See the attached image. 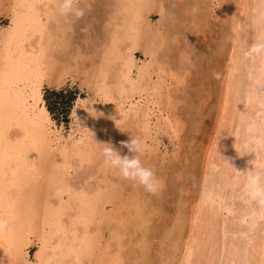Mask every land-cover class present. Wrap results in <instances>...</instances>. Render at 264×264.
Masks as SVG:
<instances>
[{
  "label": "bare ground",
  "instance_id": "bare-ground-1",
  "mask_svg": "<svg viewBox=\"0 0 264 264\" xmlns=\"http://www.w3.org/2000/svg\"><path fill=\"white\" fill-rule=\"evenodd\" d=\"M6 1L8 4L6 3L7 5L5 7H8L7 15L10 24L5 28H0V221L6 222L5 230L0 232V264H18L25 256V254L23 255L24 235L27 233L25 232V225L30 207L34 205L33 195H36L38 190H41L40 192L45 198L49 195L46 186H41V179L48 178L49 169L47 168L49 166L50 168L54 167L53 169H58L56 166L60 165L58 164L60 157H62L65 151L61 143L62 137H59L57 133H55V135L52 134L51 126L53 123L42 109L41 101L35 92L37 78L39 79L42 72L40 70V65L42 64H39V61L42 58V56L40 58V54L44 44L43 41L48 35L49 24H51L52 21H57L56 6L58 0ZM122 1L124 2L122 3ZM122 1V5H120L122 17L120 18L119 16L121 21L120 23L114 24V32L111 33L112 35L110 37L111 44L106 50L107 54L105 59H103L102 63H100L101 65L93 71L92 78L87 76L91 80L90 87L100 99L105 98L106 103L97 102L93 104L90 109L83 108L82 114L75 113L77 128L73 127L74 132L70 135L71 141L67 145L72 149L71 151L75 156L78 155V152L81 150L79 144L82 142L83 132L88 130L86 122L88 123L89 121L93 123L94 128L98 131L108 123H110L112 127L125 122L135 124L139 132L136 137L142 140L141 151L146 150L145 148L149 149V141L150 143H157V147H159L157 139L158 133L155 130L156 127H153V117L158 113L160 114L159 117L162 122L158 123L157 127L171 130L175 133L177 138L180 137V131L177 126L180 120L178 121L177 115L174 112L178 104V98L176 97V100L172 99L171 101L169 97L171 91H169L170 93L168 92V96L165 95L166 97H164L162 82L156 83L157 85L154 87V84H151L152 69H160L161 72H159L160 70H158V72L160 73L159 75H161L165 66L159 62L151 63L152 61L148 64L143 63L140 65L135 59L136 53L141 52L144 53L145 56L151 57L153 62H155L154 60L157 59L155 57L157 54L156 51L158 52L162 47L167 48L171 41L172 43L176 42L178 38L175 36H173L174 38L171 36L167 37L169 33L165 36L167 32L163 35L161 34V30L159 32L160 34H157V31L154 32L156 28L153 31L152 23H150V16L154 12H158V14H163L164 12V8L161 7L162 3L159 2V0H156V2L155 0ZM234 7L235 9L231 14H223L225 21L221 27L219 26L221 32L219 37L220 42L219 44L217 43L218 45L216 44L217 51L214 50L205 55V57L214 59L217 52L223 56V61H220L227 63V65L225 64L223 66L225 69L224 78H222L221 81H217L220 82L223 94L219 101L220 107L218 117L215 118L216 122L213 128L215 137L212 145L205 146L202 151L204 153L202 163L206 168V170H204L205 172L202 173L206 176L209 173L208 171L212 170V178L209 180L210 184L208 188H206L207 190L200 193L199 200H194L192 204L188 203L187 210L183 209L185 202L178 198L179 205L177 206L180 207L174 219L173 229L167 230L164 232L165 234L157 230V233L160 232L163 235V239L160 240L162 243L159 241L160 244H164V242L172 236L173 232V234L177 233L178 238H176L180 241L183 252L181 256L178 254L179 258H172L170 255L165 256L160 252L159 255H161V257H159L160 259L156 264H264V209L255 201L245 196L243 191L245 174L241 173L254 171V167L264 169V60L259 58L246 59L243 57V52L253 43L264 39V0H234ZM117 10H119V8ZM164 18H166V15ZM168 19L170 22H176L175 17L168 16ZM114 21L115 23L118 22L115 19ZM171 24L174 26L173 23ZM168 26H170V24ZM161 28L164 29L163 27ZM158 29L160 28H157V30ZM203 35L201 37L202 40L205 39V35ZM147 38L150 41H146ZM155 38H157V40L162 39V44H157ZM174 44L176 43L172 45L174 46ZM185 45L186 44H184L183 47ZM180 48L182 47L177 46L176 51L178 52L176 53L178 54V63L182 65L185 61L187 63V61L190 60L188 57L189 50L187 51V48ZM168 50L170 49L168 48ZM187 67V65L183 69L180 67V69L177 70L178 73L174 76L170 75L171 79L175 81V83L174 81L172 83L177 84L173 87L175 93L185 91L184 84H186V79L189 74L191 75ZM135 72L136 75L134 74ZM165 73L166 71H163V74ZM66 74H68V72H65L64 76ZM167 75L169 76V74ZM91 76L92 75H90V77ZM109 77L110 79L113 78L114 81L110 80L113 82L112 84L110 83L111 85L107 82ZM164 83L166 84V82ZM146 92L149 93L147 96H151L152 99L150 97L151 100H146L144 104H141L140 101H137V98H142L143 93L146 94ZM156 95H158V99L163 100V102H159V100L156 101L157 99L153 101V97ZM189 98H192V96ZM134 101L137 102L133 103ZM111 102L116 103L114 105V110L109 106ZM128 103H131V105L127 111L125 107ZM186 103L190 104L188 102ZM189 110L190 109H188V111ZM86 132H89V130ZM167 132L166 134L169 133ZM78 136H80V138H77ZM172 143L174 142L172 141ZM167 147H165V149ZM172 147H174L173 144ZM150 148H153V145ZM154 148H156V146ZM171 150H173V148ZM167 151H169V148ZM46 172L47 176L43 177L44 174L46 175ZM53 173L57 176V172ZM55 174L54 177H56ZM51 175L53 176V174ZM58 181H60V179ZM40 186L43 188L41 189ZM100 190L99 188V191ZM182 190L180 191L182 192ZM97 193H93L91 197L89 192L90 195H88L91 198L87 203L80 204L79 202L76 217L74 220L71 219L70 221V224L74 225L70 226L74 227V235L68 236L67 234L66 236L64 234V230L66 229H64L62 225L66 226V224H62L64 221L62 220L60 223V225H62H59V227L55 229L57 234L60 233L61 235H57L54 242L52 241L50 245L52 249L49 254H40L38 264H86L87 261L95 258L97 251L101 253L103 250L100 239L105 237L103 235L105 229L109 231L113 228L110 230L113 231V240H120V234L125 238L123 234L124 231L122 232L124 225L121 221L126 219L123 218L125 215H127L128 219L131 216V213L127 212H125V214L123 212L124 216L122 215L123 205L125 204V206H127V204L118 202L121 201L118 200L122 198L121 196V198L117 197L116 201L114 199H108L109 196H102L106 193L102 194V197ZM88 195H86V197H88ZM107 195H109V193ZM43 197H40V200H42L41 198ZM113 197L114 196H112V198ZM142 197L145 198V196ZM63 200L64 198L60 197L58 203H61L65 209H63V214H67L70 212L69 206H67L69 202L63 204ZM39 203H43L44 207L45 201H39ZM107 204H112L114 208L110 211L111 213L107 212ZM36 208L35 206V209ZM66 210L69 212L67 211L66 213ZM60 211L62 212V209L59 210V212ZM161 214H163V212H161L160 215ZM116 217V220L120 217L123 218V220L120 221L119 219L120 223L114 221L116 223L114 225L112 224L113 226L105 228L108 220L111 219L112 222ZM144 217L146 216L144 215ZM35 218L37 219V217ZM135 218L136 217H134V221ZM41 219L43 218L41 217ZM58 219L60 220V218ZM145 220H147V218H145ZM153 220L155 221V219ZM38 221H40V219ZM46 221H48V219ZM41 222L42 220L40 223ZM65 222L67 221L65 220ZM129 222L130 221H128V223ZM102 223H105V229L102 228L104 231L101 229ZM138 223L141 224L140 222ZM129 224L131 225L132 223ZM151 224L152 223L148 226ZM134 225L136 226V224ZM157 225H159V223ZM141 228L140 226L139 229ZM146 228L147 227H145L144 230ZM92 229L94 233H92ZM147 229L146 231L143 230L145 232V237L147 236ZM144 235L141 236V241H138L142 245V247H140L141 252L145 256L143 258V263H145V261H150L148 258L152 257L148 255L149 252L147 253V247L149 246L146 245L149 242L145 239ZM124 238H122L121 241H123ZM48 239L47 242L50 243ZM175 240H173V242ZM155 241L156 243L158 242V240ZM178 241L176 240L177 244L179 243ZM116 244L119 245L118 243ZM123 244L125 243L123 242ZM179 246L177 248L178 253ZM177 251L175 254H177ZM42 253L46 254L45 252ZM117 257L116 260H119L120 257L118 255ZM105 260L111 261V258L109 260L108 257V260Z\"/></svg>",
  "mask_w": 264,
  "mask_h": 264
},
{
  "label": "rangeland",
  "instance_id": "rangeland-1",
  "mask_svg": "<svg viewBox=\"0 0 264 264\" xmlns=\"http://www.w3.org/2000/svg\"><path fill=\"white\" fill-rule=\"evenodd\" d=\"M121 1L122 0H79V6L85 9L86 14L82 19L78 21L74 20V18H66L64 16H61L59 14L58 9L62 0H58L57 2V6H56L57 21L56 22L52 21L51 24H49L48 35L46 39L43 41L44 44L42 46V51L40 54V58L41 56L42 58L39 61V64L40 63L42 64L40 65L42 76L40 75L39 79L37 78L35 92L37 97L41 101L42 109L45 111L46 115L53 123L51 126L52 134L55 135V133H57L59 134L58 135L59 137H62L61 143L64 146L65 153L62 155V157H60V161L58 163L60 165L56 166V168L58 169H53L54 167L50 168V166L47 165L49 166L47 168L49 169V173L47 176V172H48L47 171L46 175L44 174L43 177L47 176L48 178L41 179L42 180L41 183L43 184V185L41 184V186L43 187L46 186L49 195L46 198L45 196L43 197L42 193L40 192L41 190H38L39 192L37 191L36 195H33L34 198L33 204L37 208L35 209L34 205L30 207L28 213L29 215L27 216L28 218L26 219L27 226L25 225V232L27 233L24 235V248L25 246L26 248L25 249L23 248L24 250L23 255L25 254L24 256L25 260L24 259L20 260L18 264H38L40 254L43 255L49 254V252H51L52 249L51 248L52 246H50L52 241L54 242V239L57 237V235H61L60 233L57 234L55 229L59 227L62 220H64L62 224H66L67 226L66 227L61 224L62 227L66 229L64 230L65 232L64 234L66 236L67 234L68 236L74 235L75 230L74 227H70L71 225H73L70 224V221L71 219L74 220L76 217V212L79 202L80 204L87 203V201L93 196V193L95 194L97 192L99 196L106 193L105 195L102 196H106V197L109 196L108 199H114L116 201H117V197L118 198L122 197L121 199H118L121 200L118 202L126 203L127 206L129 205L128 207L125 206V204L123 205L122 215L124 216L125 212H127V213H131L130 214L131 216L129 219L127 215L123 217L126 218L124 220H126L127 222L124 221L123 218L121 217L119 218L120 221L123 220L121 221L124 225V229L122 230V232L124 231L123 234L125 236L124 238L122 234H120L119 237L121 236V238L118 237L120 240H117L116 238H115L116 240H113L114 237V236L112 237L113 231H110L113 228L109 230L111 233L108 231V229L107 231L105 229V228H109V226H113L116 222L120 223L119 219L116 220L117 217L114 219L112 218L113 219L112 222L111 219H109L107 223L105 222L107 225L105 226V228H104L105 223H102L101 229L102 228L105 229V231L102 229L104 231L103 235L105 237L100 239L101 247L103 250L101 251V253L100 251H97L95 256L96 259L95 258L91 259L87 261L86 264H113V263L118 264V262L119 264H139V263L142 264L143 258L145 256L141 252L140 247H142V245L138 241H141L140 240L141 236L145 234L144 231H146L147 228H148L147 233L150 234L146 233L147 238L145 237V235L144 237L149 242L148 244H150V245L147 244L146 246L151 247V248L147 247L148 248L147 253L149 252L148 255L152 257L148 258L150 261L144 260L146 264H150V263L156 264L160 259L159 257H161V255H159L160 252L163 253L165 256L170 255V257L172 258H179L178 254L179 256H181L183 252L182 251L183 247H181L182 245L180 241H178L177 239L178 234L177 233L173 234L174 233L173 232L172 236L168 238L167 240L168 242L166 241L164 242V244H160L161 242L160 240L163 239L162 234H165L164 232H166L167 230L173 229L175 216L179 212L180 206H177L179 205V200L185 202V206L183 209L187 210L186 208H188V205L192 204L194 200L198 201L199 196L201 195L200 193H203L204 190H207L206 188H208L210 184L209 180L212 178L213 171L209 170L208 171L209 173L206 176L203 174L206 168L203 166L202 163V158L204 156V153L202 151L205 146L212 145V142L215 137L213 134V128L216 122L215 118L218 117V111L220 107L219 101L223 94V91L221 90L220 82L217 81H221L222 78H224L225 69L223 66L225 64L227 65V63L222 62L223 56L217 52L215 54L214 59L205 57V55L210 53L211 51L212 52L214 50L217 51V45L220 42V38H219L221 32L220 27L221 25H223L225 21L223 14H228V13L231 14L234 11L235 9L234 0H224V1L220 0L223 2H220L219 0H159V2L162 3L161 7L164 8L163 11L166 14L164 12L163 14L161 13L158 14V12L157 13L154 12L150 16V23H152L151 25L153 27V31L156 28L154 32L157 31V34H160L159 32L161 30V34L163 35H165V33L167 32L165 36H167L169 33L167 37L171 36L172 38H174L173 36H175L176 38L179 39V40L177 39L176 42H173L176 44L179 43L178 45L174 44L173 46L172 45L173 43L171 41L172 44L170 43L167 48L162 47L164 49L160 48L159 49L160 51L159 50L158 52L156 51L157 56L155 55V57L157 59L154 60L155 62H153V59L151 57L147 55L145 56L144 53L138 52L135 55V59L137 63L140 65L143 63L148 64L150 61H152L151 63L159 62L163 64L165 66V69L163 71H166V73L163 74L162 71V74L159 75L160 74L159 72H161V70L158 69L160 70L158 72L157 69L153 68L151 84L152 85L154 84L153 85L154 87L158 83L162 82L163 96L164 97L168 96V92L171 91V93L169 92L171 94V95L169 94L170 95L169 97L171 98L170 100L172 101V99L176 100L178 98V104L174 112L177 115L176 117L178 121L180 120L177 125L179 131L182 132V133L179 132L180 137L178 136L179 138H177L175 133L172 132L171 130L167 129L169 132L168 133L166 128L157 127V124L162 122V120L159 117L160 114L158 113L155 117H153V123H154L153 127L154 128L156 127L155 130L158 133L157 139L159 142V147H157V143L152 142L153 143L152 144L149 141L148 143L150 144L148 145L149 149L145 148L146 150L141 151V162L144 164L145 167H149L153 169L156 175L158 176V178H160L163 181V187L161 188L160 192H158L156 195L146 192L144 188L140 186L138 183L122 178L118 169L112 168L111 166L105 163L104 157L102 155V149H103L102 144L110 143L115 147L116 150H118L121 153V155H130L127 148H121V142L130 141L132 137H136L139 133L135 124L131 122H125L115 127H112L111 124L108 123L107 125L105 124V126H103L100 129L101 131L100 130L98 131L94 128L93 123H91L90 121L88 123L86 122V120L84 119L86 117L85 116L83 119L86 122L89 132H86L88 130L84 132L82 131L83 143L81 142L80 143L81 145L79 144V148H81V150L78 152L79 154L75 156L71 151L72 149L67 146L71 141L70 135L74 132L73 127L77 128L75 113L82 114L85 108L90 109L91 106L97 102L103 104L106 103V99L105 98L100 99V97H98L97 94L94 92V90L90 87L91 80L89 78L93 77V71L97 69L101 65L100 63H102L103 59H105V56L107 54L106 50L110 47L111 44L110 37L112 35L111 33L114 32V28H115L114 24L120 23L121 21L120 18L122 17V15L120 13V8H121L120 5H122V3L124 2L122 1L121 3ZM6 3H7L6 0H0V28H5L10 24V20L7 15L8 7H5L8 3L7 4ZM118 8L119 10H117ZM164 14L166 15L167 19L164 18L165 16ZM168 16L175 17L176 22H170ZM113 18L118 22L115 23ZM171 23H173L174 26ZM169 24L170 26H168ZM161 27H163L164 29H162ZM157 28L160 29L157 30ZM201 34L205 35V36L203 35L205 39L202 40ZM158 40L157 38H155L157 44H162L163 42L162 39L159 40V43ZM146 41H150V40H148L147 38ZM184 44H186L187 46L185 45L186 47L185 46L183 47ZM177 46L182 47L180 49L187 48V51L189 50L188 57L190 60L187 61V63L185 61L186 64L184 63L180 65L178 63V54L176 53L178 52L176 51ZM168 48L170 50H168ZM220 56L222 57V59ZM186 65L188 66L187 69L189 68L188 72L189 73L191 72V75L189 74V76L186 79V84H184L185 91L175 93L173 87H175L174 85L177 84L172 83L174 80L171 79V76L172 75L174 76L176 73H178L177 70L180 69V67H182L183 69L185 68ZM63 67L65 68V71ZM62 71L64 72V74L65 72H68V74H66L68 76L66 75L64 76ZM214 73L218 74L219 78H217L214 75ZM134 74L136 75V72ZM167 74H169V76ZM90 75L92 76L90 77ZM110 80L113 81V78L110 79L109 77L107 79L109 85H111L114 82V81L111 82ZM164 82H166V84ZM165 89L168 90L166 91ZM147 94L149 93L147 92L146 94L143 93L142 98H137L138 99L137 101H140L141 104H144L146 100H151L152 97L149 95L147 96ZM189 95L192 96V98H189L190 97ZM156 96H154L155 98L153 97V101L157 99L156 101L159 100V102H163V100L158 99V95ZM136 102L134 101L133 103ZM186 102L190 104H187ZM115 104L116 103L111 102L109 103V106L114 110ZM130 105L131 103L126 104L125 109L127 111L129 110ZM188 109L190 110L188 111ZM166 132L168 134H166ZM80 136H78L77 138H80ZM172 141L174 143H172ZM169 142L172 143L174 147H172V144H170ZM151 144L153 145V148H150L152 147ZM155 146L156 148H154ZM164 146L165 147L168 146V147L165 149ZM171 147L173 148V150H171L172 149ZM168 148L169 151H167ZM53 172H57V176ZM51 174H53V176ZM54 174L56 177H54ZM58 175L60 176V178ZM57 177L60 179V181H58L59 179ZM41 186L40 188L42 189L43 187ZM99 188L101 189L100 191ZM180 190H182V192ZM88 191L90 192L91 195L89 194ZM111 191L114 193H112ZM108 193L109 195H107ZM86 195H88V197H86ZM112 196L114 197L112 198ZM142 196H145L146 199L143 198ZM40 197H43L41 198L42 200H40ZM60 197L64 198L63 204H67L69 202L67 206H69L70 212L66 210V213L68 211L69 213L67 214L70 216H68L65 213L63 214L65 209L63 208L61 203H58ZM39 201L41 202L45 201L44 207H43V203H39ZM72 204L74 205V207ZM106 206H107L106 207L107 212H110L111 210L114 209L112 204L109 205L107 204ZM61 209L62 212L61 211L59 212V210ZM128 210L133 212H129ZM161 212H163V214L160 215ZM141 213L144 214L146 217H144V215H142ZM36 214L38 215L41 214V215L38 216ZM137 215L140 216L138 217ZM35 217H37V219ZM41 217L43 219H41ZM134 217H136L135 218L136 222L134 221ZM58 218H60L61 221ZM145 218H147V220H145ZM39 219L40 221L42 220L41 223L40 221H38ZM47 219L48 221H46ZM153 219H155V221ZM65 220L69 223L65 222ZM128 221H130L129 223L132 224L130 225ZM138 222H140L141 224H139ZM150 223L152 224L148 226ZM158 223L159 225H157ZM41 224H43L44 226ZM134 224H136V226ZM139 225L142 227L141 228L142 231L141 229H139L140 228ZM144 226L147 227L145 230H144L145 228ZM78 227L81 228L80 226ZM157 230L158 231L160 230L162 234L160 232L157 233ZM92 233H94L93 229H92ZM46 238L50 239V240L48 239L50 243L47 242ZM122 238H124L123 241H121ZM175 239L179 242L178 244ZM155 240H158V242L159 241L160 242L156 243ZM173 240L175 241L173 242ZM123 242L125 244H123ZM116 243H118L119 245H117ZM137 243H139L140 246ZM178 246L180 247L179 253L177 251ZM176 251L177 254H175ZM42 252H45L46 254ZM98 253L104 258H102ZM117 255L120 257L119 258L120 261L116 260L118 258ZM108 257L109 260L111 258V261L105 260V259L108 260Z\"/></svg>",
  "mask_w": 264,
  "mask_h": 264
},
{
  "label": "clouds",
  "instance_id": "clouds-1",
  "mask_svg": "<svg viewBox=\"0 0 264 264\" xmlns=\"http://www.w3.org/2000/svg\"><path fill=\"white\" fill-rule=\"evenodd\" d=\"M58 11L61 16L74 18L76 21L82 19L86 14L85 9L79 6V0H62ZM243 57L264 60V39L253 43L243 52ZM214 75L219 78L218 74L214 73ZM102 145L105 163L118 169L122 178L138 183L146 192L153 195L161 190L163 181L158 178L153 169L145 167L141 162V138L132 137L130 141L121 142V148H127L130 155H121L110 143ZM241 173L245 174L243 185L245 196L264 209V169L254 167V171ZM5 228L6 222L0 221V232L4 231Z\"/></svg>",
  "mask_w": 264,
  "mask_h": 264
}]
</instances>
